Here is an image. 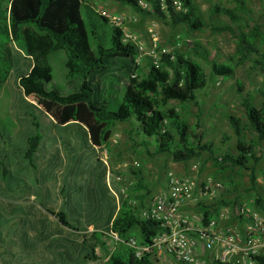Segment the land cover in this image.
I'll list each match as a JSON object with an SVG mask.
<instances>
[{
	"label": "trees",
	"instance_id": "16d2710c",
	"mask_svg": "<svg viewBox=\"0 0 264 264\" xmlns=\"http://www.w3.org/2000/svg\"><path fill=\"white\" fill-rule=\"evenodd\" d=\"M113 1L129 6L140 14L151 13L171 27L185 26L190 31L206 27L192 0H179L182 11L176 10L170 3L162 10L158 0H145L150 4V11L140 8L137 0ZM230 1L239 12H246L243 0ZM210 12L224 15L237 29L240 28L237 25L242 18L233 11L215 6ZM211 28L215 32L233 33L232 26L226 24ZM253 38L255 36H246L240 29L236 48L240 63L246 58L245 52L256 51L251 42ZM13 47L22 58L14 54ZM172 54V60L168 54H161L158 66L149 58L147 71L141 72L136 62L138 50L135 43L125 37L123 29L113 26L85 0H0V83L14 75L24 95L36 94L62 105L84 104L93 121L107 128L132 123L139 133L153 139L155 154H167L174 162L188 163L207 155L220 169H223L222 164L245 169L250 172L249 182L253 188L255 167L260 159L253 153V143L249 146L243 143L237 119L229 117L237 138V153H224L218 161L217 157L214 158L211 144L205 142V131L201 124L196 122L190 128L174 108L168 107L171 101L194 103L196 93L206 87V77L198 64L177 51ZM57 61H62L65 77L73 83L71 93L66 96L45 89V85L52 82V66ZM211 69L215 77L229 78L234 74L232 65L212 63ZM260 96L262 101L258 108L249 99H243V107L250 129L257 141L263 142L264 90L260 91ZM21 112L24 127L29 125L35 134L25 136L23 149L13 143L8 133L6 146L0 133V158L6 162L0 161V183L8 177L11 181L30 184L25 170L32 167L35 171L42 165L43 174L39 177L33 174L36 194H31L32 186L24 184L23 187L29 190L26 195L35 197L37 205L34 201L33 205H27V200L22 201L26 204L17 205L16 199L23 198L13 194L8 184L7 191L12 197L10 201L0 199V218L10 224L20 219L16 215L24 216L16 210L36 209L37 206L53 217L55 223L47 222L38 214L33 218L23 217L31 220L37 237L32 246H27L28 256L22 258L11 250L18 248L16 238L8 243L4 241L8 234H5L0 222V243L6 247V251L1 253L8 255L12 264H32L33 261L34 264H57L60 260L78 264L82 261L97 262L103 258L106 261L102 264H157V259L151 253L137 257L128 240L134 239L139 246L149 245L152 238L160 233V223L142 218L138 208L128 204L127 199H121L117 205L115 197L105 185V167L101 160L87 156L86 159L91 158L92 162L84 166L85 159L79 157V148L93 151L87 130L76 121L57 125L48 118L45 120L43 111L27 102L22 105ZM32 112L38 113L40 119ZM39 130L50 133L47 139L51 140H46V137L42 139ZM67 130L77 132L80 140L70 132L66 134L67 137L57 134L58 131L67 133ZM76 146L80 147L77 149ZM64 148L70 156L77 155L75 161L65 160L66 166H62V155L66 153ZM12 150L24 154L27 163L13 160ZM48 156L56 164L46 161ZM49 162L50 166L47 165ZM249 163H253L251 168L248 167ZM5 165L8 169H5ZM55 165L60 167L53 169ZM65 171L72 176L66 184L58 180L61 172ZM94 182H97V187ZM142 184L143 180L139 178L136 188L145 189L148 194L149 191ZM146 194L134 198L143 205ZM255 203L264 208V200L260 196H256ZM4 204L8 212L2 214ZM204 214L207 216L206 211ZM56 225L63 227L67 234L51 230ZM89 227H92V231H89ZM133 231L135 236L132 235ZM113 234L120 242L108 248L107 239ZM25 245L23 242L22 248ZM97 249L103 252V258L97 255ZM1 253L0 261L5 260Z\"/></svg>",
	"mask_w": 264,
	"mask_h": 264
},
{
	"label": "rangeland",
	"instance_id": "374dc122",
	"mask_svg": "<svg viewBox=\"0 0 264 264\" xmlns=\"http://www.w3.org/2000/svg\"><path fill=\"white\" fill-rule=\"evenodd\" d=\"M85 1L100 13L121 16L123 18L122 28L126 36L141 42L146 51H149L150 48L149 32L153 31L158 36L156 52L167 50V52L173 53L177 51L200 66L206 77V87L196 93L195 102L181 104L171 101L168 103V107L174 108L190 128L196 122L201 124L205 131V142L211 144L214 158L217 157L218 161L224 153L232 155L237 153V138L229 117L237 119L242 130L243 143L246 146L253 143V153L260 159L255 167V186L251 188L249 171L227 164H222L224 165L223 169H220L207 155L188 163H177L172 161L167 154H155L153 139H148L139 133L132 123L116 124L107 128L104 124L93 121L84 104L62 105L36 94L24 95L14 75H10L3 83H0V133L3 136L1 139L6 141L5 145L7 146L9 142L7 137L9 134L13 143L24 149L25 136L35 134L34 129L29 125L24 127L23 124L21 108L27 102L42 110L44 119L48 118L54 124L76 121L86 128L98 159L104 161L105 169L109 168L114 178H121L119 183L121 191L119 192L123 195V199L128 200V204L138 208L140 216V212L145 206L143 207L134 196L146 194V190L136 188L139 178L143 180L142 185L149 191L145 197L147 199L164 188L167 173L171 172L179 177H193V166L198 168L199 178L206 176L220 181L228 195L235 194L240 199L247 201H255L256 196H260L264 200V141H257L248 125L243 107V99H249L255 108H258L262 101L260 91L264 90V0H243L245 13L239 12L236 5L230 0H192L198 14L206 24V27L199 31H190L185 26H168L151 13L148 15L137 13L131 7L123 6L113 0ZM215 6L231 10L242 18L237 25L240 28L237 29L236 25H233L224 15L212 14L210 11ZM144 10L150 11V8ZM223 24L232 26L233 33L212 31L211 27ZM240 29L246 36H255L251 42L256 50L255 52H245L246 58L242 63L239 62L241 58L236 52ZM14 54L20 58L23 57L16 48H14ZM147 62H149L148 56L142 54L139 62L141 72L147 71ZM212 63L232 65L234 74L229 78L215 77L211 69ZM65 73L62 61H57L52 66V82L46 84L45 89L54 91L60 96L70 94L73 83L66 79ZM33 115L40 119L38 113H33ZM66 132L58 131L57 134L67 137L66 134L70 131ZM38 133L42 139L46 137V140H51L47 139L51 135L50 133L42 130H39ZM70 133L77 139L80 138L77 132ZM76 147L78 149L80 146ZM64 150L66 151V148ZM83 151L86 152L83 153ZM79 155L80 158H87L91 152L80 147ZM76 157L77 155L70 156L66 151L62 155V161H64L62 166H66L65 160L74 159L75 161ZM11 158L27 163L24 154L17 151L13 152L12 150ZM2 159L0 158V161L3 162L5 159ZM46 161H51L52 165L56 164L49 156L46 157ZM47 165L50 166V162ZM252 165L253 163H249L248 167L251 168ZM98 166L100 167V165ZM59 167L55 165L53 169ZM5 169H8L6 165ZM100 169L102 168L100 167ZM41 171L42 165L38 166L35 171L32 167L25 170L30 184L18 180L11 181L7 177L4 184L0 183V199L10 201L12 196L7 191L9 190L8 184L13 189V194L25 197L24 195L29 193V190L23 188L24 184L32 186L31 194H36L33 174L39 177L43 174ZM70 177H72L71 174L65 171L61 172L58 180L66 184ZM0 220L4 221L1 218ZM132 235L135 236V231L132 232ZM107 242L108 248H113L115 241L109 238ZM98 254L103 258V252L100 249ZM157 264H173V262L166 259Z\"/></svg>",
	"mask_w": 264,
	"mask_h": 264
},
{
	"label": "built area",
	"instance_id": "2783aa9c",
	"mask_svg": "<svg viewBox=\"0 0 264 264\" xmlns=\"http://www.w3.org/2000/svg\"><path fill=\"white\" fill-rule=\"evenodd\" d=\"M137 3L143 10L150 8L145 0H137ZM158 3L162 10L170 3L182 11L179 0H158ZM101 14L113 26L123 29L121 16ZM125 37L130 39L126 34ZM149 40L150 48L146 51L141 42L131 39L138 50V64L142 54L155 66L161 54L173 59V54L167 50L156 52L158 36L155 32H149ZM192 171L193 177L167 173L164 188L154 194L140 212L142 218L159 222L161 231L149 245L139 246L134 239H129L136 256L151 253L158 262L169 259L173 264H264V208L253 200L228 195L218 180L199 178L196 166ZM116 181L121 182V178L116 177ZM111 239L120 242L116 234L111 235Z\"/></svg>",
	"mask_w": 264,
	"mask_h": 264
},
{
	"label": "crops",
	"instance_id": "0c3cea01",
	"mask_svg": "<svg viewBox=\"0 0 264 264\" xmlns=\"http://www.w3.org/2000/svg\"><path fill=\"white\" fill-rule=\"evenodd\" d=\"M57 125H60V124H57ZM12 138H13V135H12ZM89 144L93 148V151H91V150L89 151V152H91L90 156L93 159H98V156H97V153L95 151V148L91 144L90 140H89ZM1 148H2V145L0 144V149ZM84 159H83L84 160V166H87L89 162H92L91 158L89 160L86 159V158H84ZM113 176L114 175L112 173H110V169L109 168L105 169V175H104L105 185H106L108 191L111 194H113V196L115 197L117 205H119L120 200L123 199V195L121 194V192H119V191H121V189L119 187V183L120 182L116 181V178H114ZM93 184H94L95 187H97V182H94ZM152 196L153 195H151L147 199L145 198V200L143 201V207L147 206L149 204ZM22 198L23 199H16L15 203L17 205H21L22 206V205L26 204V203H24L22 201L23 200H27L28 201L27 205H31V204L33 205V203H32L33 201H34V204L37 205L36 202H35V197L33 195H25V197H22ZM4 206H5V208L1 212L2 214H3L4 211L8 212L6 204H4ZM9 212H11V211H9ZM16 212L23 213L25 217H31V218L35 217V215L38 214V216L44 218L47 222H54L55 223V219L53 217L47 215L44 211L38 209L37 206H36V209L35 208H27V209H24V210H21V211H19V209H18V210H16ZM16 216H20V219L22 218V221H19L20 219L19 220L15 219V222H12L10 224H7L5 221H1V220H0V222L3 224V228L2 229H4L5 234H8V235L5 236L4 241L8 243L11 240H14L16 238V240L18 242L17 243L18 245L16 244V246L18 248H17V250L15 248H11V250H12V252L15 253V255L23 258V257L28 256V250L29 249H27V246L28 245L32 246V243L35 241V238L37 236L34 235L33 230L35 229V227L30 224L31 220L29 221V220L24 219L23 215H16ZM51 230H58V231H62L63 234H65V233L67 234L66 230L63 227L58 226V225H56L55 227H51ZM89 231H92V227H89ZM23 233H26L27 235H23ZM13 234H14V236H13ZM110 238H111V236H110ZM23 242H25L27 245H25L22 248V243ZM107 245H108V242H107ZM98 250L99 249H97L96 252H97V255L100 256L98 254ZM2 251H6V247H4L0 243V253ZM1 256H3V259H5V260H1L0 264H12V259H9L8 255H6V254L4 255L3 253H1ZM105 261H106V259L103 258L102 260L97 261V262L82 261V262H79L78 264H102ZM34 263H35V261L32 262V264H34ZM25 264H31V262L30 263L28 262V263H25ZM36 264H39V263L36 262ZM57 264H68V261L67 262H62V260H60V261L57 262Z\"/></svg>",
	"mask_w": 264,
	"mask_h": 264
}]
</instances>
